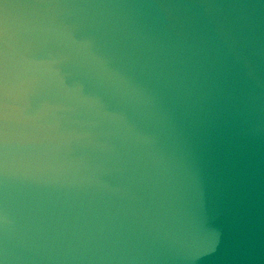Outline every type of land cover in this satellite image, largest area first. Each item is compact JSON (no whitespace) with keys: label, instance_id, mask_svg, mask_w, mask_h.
I'll use <instances>...</instances> for the list:
<instances>
[{"label":"water","instance_id":"obj_1","mask_svg":"<svg viewBox=\"0 0 264 264\" xmlns=\"http://www.w3.org/2000/svg\"><path fill=\"white\" fill-rule=\"evenodd\" d=\"M0 264H264V0H0Z\"/></svg>","mask_w":264,"mask_h":264}]
</instances>
